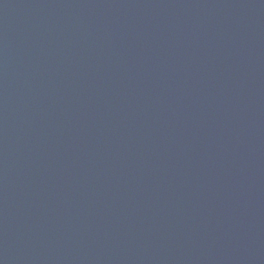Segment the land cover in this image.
<instances>
[{
  "label": "water",
  "instance_id": "95a60500",
  "mask_svg": "<svg viewBox=\"0 0 264 264\" xmlns=\"http://www.w3.org/2000/svg\"><path fill=\"white\" fill-rule=\"evenodd\" d=\"M0 264H264V0H0Z\"/></svg>",
  "mask_w": 264,
  "mask_h": 264
}]
</instances>
